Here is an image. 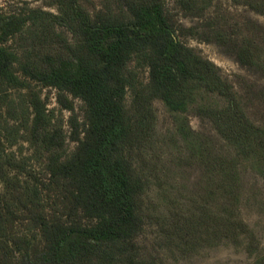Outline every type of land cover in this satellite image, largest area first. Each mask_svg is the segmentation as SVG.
Returning <instances> with one entry per match:
<instances>
[{"label": "trees", "instance_id": "obj_1", "mask_svg": "<svg viewBox=\"0 0 264 264\" xmlns=\"http://www.w3.org/2000/svg\"><path fill=\"white\" fill-rule=\"evenodd\" d=\"M109 1L125 12L126 20L111 15L94 19L79 0H49L57 15L30 10L0 17V79L14 87L31 81L53 88L65 110H72L69 97L86 108L83 132L72 123L75 151L63 159L53 152L64 146L61 132L44 131L45 105L31 95V133L50 153L46 170L49 180L63 187V211L47 217L29 209V221L40 236L33 244L11 235L13 220L0 196V264H9L13 251L21 254L19 264H139L134 240L143 227L141 199L147 182L134 161L154 131L151 103L161 100L170 113L181 115L201 92L223 98V107L201 105L195 112L212 123L237 157L211 154L204 147L207 141L178 118V131L186 142L192 139L208 185L197 212L172 213L162 221L161 231L167 247L182 257L221 242L239 246L246 241L248 255H256L253 264H264V250L235 211L238 160H253L264 180V128L250 121L217 67L179 40L165 15L164 0ZM29 22L40 23L38 43L19 61L4 44ZM133 56L146 66L143 85L128 69ZM237 61L244 67L257 65L248 46L240 47ZM208 200H221L222 205L214 211Z\"/></svg>", "mask_w": 264, "mask_h": 264}, {"label": "rangeland", "instance_id": "obj_2", "mask_svg": "<svg viewBox=\"0 0 264 264\" xmlns=\"http://www.w3.org/2000/svg\"><path fill=\"white\" fill-rule=\"evenodd\" d=\"M79 3L94 19L111 15L126 20L125 12H120L112 1L79 0ZM30 10L58 14L49 0H0V17L24 15ZM164 10L179 40L217 67L221 78L232 86L250 121L264 128V0H164ZM39 25V22L27 23L4 44L19 61L38 43ZM56 30L70 38L66 30L59 27ZM242 46L253 51L255 67L238 63L237 52ZM128 69L136 73L138 85L147 82V69L139 57H132ZM32 94L45 105L44 131L61 132L64 146L53 152L61 154L63 159L75 151L72 123L79 133L83 132L86 108L80 99L69 97L72 110H65L58 104V92L53 88L31 81L14 87L0 79V196L13 220L11 235L37 244L40 236L29 221V209L47 217L60 215L63 187L49 180L46 167L50 153L31 133ZM127 99L129 103L131 95ZM151 105L156 115L154 131L134 161L147 182L141 199L143 227L134 240L136 261L139 264H253L256 255H248L246 241L239 246L221 242L182 257L167 247L161 231L162 221L172 213L187 216L197 212L208 185L205 168L192 150V139L186 142L178 131V118L185 119L188 128L207 141L204 147L211 154L237 157L235 149L217 133L212 123L195 112L201 105L223 107V98L201 92L195 104L181 115L170 113L161 100H153ZM254 165L253 160H238L239 202L235 211L264 250V180ZM206 203L214 211L222 205L221 200ZM20 257V253L13 251L9 264H19Z\"/></svg>", "mask_w": 264, "mask_h": 264}]
</instances>
